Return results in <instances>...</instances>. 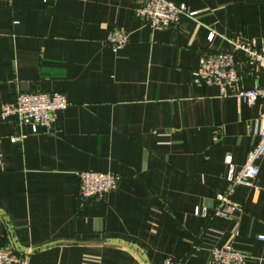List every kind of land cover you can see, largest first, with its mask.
Masks as SVG:
<instances>
[{
	"label": "crops",
	"instance_id": "0c3cea01",
	"mask_svg": "<svg viewBox=\"0 0 264 264\" xmlns=\"http://www.w3.org/2000/svg\"><path fill=\"white\" fill-rule=\"evenodd\" d=\"M176 1L196 19L153 31L135 15L140 0H0V112L20 93L69 101L50 130L0 119V248L30 252V264H210L214 248L232 244L245 264H264V161L256 187L232 193L234 217L215 216L230 187L226 158L245 162L262 101L193 82L206 54L225 52L245 89L264 87V71L235 47L264 44V0ZM111 30L128 36L121 50ZM85 171L121 183L79 210Z\"/></svg>",
	"mask_w": 264,
	"mask_h": 264
},
{
	"label": "built area",
	"instance_id": "2783aa9c",
	"mask_svg": "<svg viewBox=\"0 0 264 264\" xmlns=\"http://www.w3.org/2000/svg\"><path fill=\"white\" fill-rule=\"evenodd\" d=\"M15 1L2 0L7 6H11ZM135 15L143 20L151 30L162 31L180 26L184 19L195 20L198 12L191 11L185 4H180L176 0H140ZM215 36V33H211L209 41L212 42ZM107 41L112 50L118 51L127 45L128 36L123 32L111 30ZM235 47L243 53L246 64L257 71H264V44L258 46L254 41L245 40L236 43ZM193 82L200 87L217 86L223 97H236L242 103L252 107L258 101H262L263 104L258 140L248 153L243 165L236 168L230 157L226 158L229 166L230 187L226 192L217 195L215 216L230 219L240 209V206L232 200V193L239 186L255 188L260 174L257 163L264 161V87L255 85L250 89H245L242 85L243 77L237 56L234 53L225 52L206 54L201 59L198 69L193 73ZM68 107L69 101L61 93H20L14 101L2 106L0 119L17 117L21 124L29 126L33 133H37L39 129H52L58 114ZM21 138L14 137L12 141L17 142ZM3 157L0 138V163L3 162ZM78 178L79 210H83L90 203L102 202L107 194L117 191L121 183L120 176L99 171L80 172ZM195 215L206 218L208 214L206 210L198 208L195 210ZM246 259V255L235 249L232 244H227L211 251L210 264H245ZM0 264H30V252L19 253L12 248H0ZM162 264H177V262L173 257L168 256Z\"/></svg>",
	"mask_w": 264,
	"mask_h": 264
}]
</instances>
